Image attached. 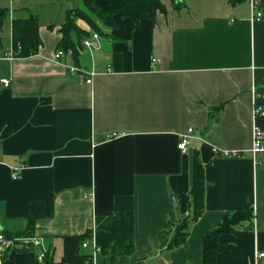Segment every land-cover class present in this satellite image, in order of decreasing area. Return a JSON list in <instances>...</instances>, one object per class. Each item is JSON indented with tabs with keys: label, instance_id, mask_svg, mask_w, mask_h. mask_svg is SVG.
Listing matches in <instances>:
<instances>
[{
	"label": "crops",
	"instance_id": "1",
	"mask_svg": "<svg viewBox=\"0 0 264 264\" xmlns=\"http://www.w3.org/2000/svg\"><path fill=\"white\" fill-rule=\"evenodd\" d=\"M161 2L167 12L154 24L115 15L117 40L100 36L91 50L83 43L78 60H55L65 19L40 28L38 55L0 58L1 234L25 230L31 205L54 195L55 216L36 237L53 245L56 263L63 237L92 230L82 251L97 250L94 264H203L207 232L252 203L254 229L224 235L217 264H264V164L256 162L264 155L252 153L254 105L264 106V18L253 20L247 2ZM78 3L68 0L63 11ZM97 3L110 10L107 0ZM71 66L94 71L93 81ZM257 124L264 129V115ZM195 155L205 166L206 211L188 241L167 251L175 225L193 212Z\"/></svg>",
	"mask_w": 264,
	"mask_h": 264
},
{
	"label": "trees",
	"instance_id": "2",
	"mask_svg": "<svg viewBox=\"0 0 264 264\" xmlns=\"http://www.w3.org/2000/svg\"><path fill=\"white\" fill-rule=\"evenodd\" d=\"M170 1L173 2L176 8L184 7L180 0ZM232 1L237 4L247 2V0ZM81 2L83 8L67 11L65 23L62 24L59 30L62 39L57 46V50L63 52L73 51L75 60H78L83 50L85 39L90 37V34L79 26L78 21L86 22L98 36L117 40L111 33V30L115 27V21H113L115 15H121L123 18L129 19L133 26H137L144 20L152 21L154 24L157 21L158 13L167 12L161 0H107L110 7L109 11L97 3V0H81ZM260 2L264 12V2L263 0H260ZM10 17L9 10L0 8V53L2 54H5L8 50L4 44L3 29L5 22ZM11 24V43L15 58L27 59L38 55L43 45L40 36L39 18L31 14L26 18H14ZM50 28L54 27L51 26ZM222 109L223 107H218L216 110L220 111ZM192 164V183L189 193L191 196L190 207L193 208V212L191 216L180 220L175 225L172 238L166 247L167 251L178 249L188 241L191 225L197 223L206 211L205 166L201 163L198 155L193 157ZM55 201L56 197L54 195H46L33 203L30 208V215L27 217L26 229L18 232V234L12 235L3 230L2 234L14 243L11 248L4 251L2 255L3 264H94L93 255L82 251L84 249L83 244L93 236L92 230L81 235L63 237L64 256L60 263L55 262L52 244L47 245L45 258L40 262L38 256L40 248L32 245L31 242L29 244L24 242L36 237L37 226L41 221L54 218ZM254 220L255 207L252 203L243 209L226 212L221 219V223L204 236L202 246L203 264H217L219 255L227 247V244L221 241L222 237L252 231L255 224ZM145 262L146 260H139L136 264H145Z\"/></svg>",
	"mask_w": 264,
	"mask_h": 264
},
{
	"label": "built area",
	"instance_id": "3",
	"mask_svg": "<svg viewBox=\"0 0 264 264\" xmlns=\"http://www.w3.org/2000/svg\"><path fill=\"white\" fill-rule=\"evenodd\" d=\"M247 3H249L251 9H252V17L253 20L259 21L260 19L264 18V12L262 10L261 7V2L260 0H247ZM90 38L86 39L84 42V48H88L89 50L96 48L97 46L94 45V41L97 42L99 41L100 36H98L96 33H94L93 31L90 33ZM56 56H55V60L59 61L61 60L63 57H73V51L70 52H63L61 50H57L56 51ZM15 57V54L12 51V46L10 48H8L7 52H5V54L0 53V58H7V59H13ZM155 62V60H153V63ZM69 70L71 72H75V73H81V74H87V81L89 83H91L93 80L92 78L96 75L94 71L92 72H84L81 71L79 68L75 67V66H71L69 67ZM5 87H9L11 85L10 80H3L2 81ZM255 104V103H254ZM264 115V106H260L258 104L254 105V109H253V119H254V127H253V146H252V153L254 155V158L256 160V158L259 155H264V129L261 128L258 124H257V118ZM193 132V129H189L186 133L182 134L181 136V142L178 145L179 150H182V152H186L187 151V145L189 143V138H190V134ZM115 135H113L114 137ZM225 157L228 158H234V157H239L240 154L237 152H234V154L226 152L223 154ZM257 165H263L264 164V158L263 161L259 162L257 161ZM20 170L22 169H16V171L13 173V178L16 180V178L19 177L20 175ZM256 208V206H254ZM91 239L89 241H86L83 244V248H88L91 245ZM27 244H29L30 242L32 243V245L39 247L40 248V253L38 254L39 256V261L42 262L45 258V253H46V247H45V243L43 240H41L38 237L33 238L30 241H24ZM14 245L13 242H11L10 240H8L4 234L0 233V264H3L2 262V255L4 253L5 250H7L8 248H11ZM96 251L94 252L93 255V260L95 262L96 259ZM257 258L260 259H264V252H259L257 253Z\"/></svg>",
	"mask_w": 264,
	"mask_h": 264
},
{
	"label": "rangeland",
	"instance_id": "4",
	"mask_svg": "<svg viewBox=\"0 0 264 264\" xmlns=\"http://www.w3.org/2000/svg\"><path fill=\"white\" fill-rule=\"evenodd\" d=\"M79 1V7H82L81 0ZM68 4V0H0V8L7 9L11 13L10 19L5 22L3 29L4 44L8 45L12 42L11 39V21L14 18H26L31 14L36 15L39 18V23L43 28L45 24L56 21H64L66 12L63 11L64 5ZM78 6V5H77ZM29 9V10H27ZM28 11L26 14L24 12ZM65 23V22H57ZM53 24V23H50ZM61 26V25H59ZM12 46L10 44L9 48Z\"/></svg>",
	"mask_w": 264,
	"mask_h": 264
},
{
	"label": "water",
	"instance_id": "5",
	"mask_svg": "<svg viewBox=\"0 0 264 264\" xmlns=\"http://www.w3.org/2000/svg\"><path fill=\"white\" fill-rule=\"evenodd\" d=\"M172 204H173L174 206H177V203H176V199H175V197L172 198Z\"/></svg>",
	"mask_w": 264,
	"mask_h": 264
}]
</instances>
